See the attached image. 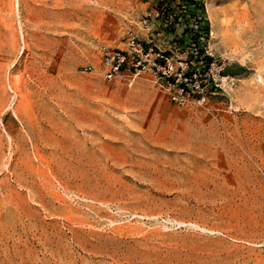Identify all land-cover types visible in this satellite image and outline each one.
Instances as JSON below:
<instances>
[{
  "label": "rangeland",
  "instance_id": "obj_1",
  "mask_svg": "<svg viewBox=\"0 0 264 264\" xmlns=\"http://www.w3.org/2000/svg\"><path fill=\"white\" fill-rule=\"evenodd\" d=\"M164 1L0 0V264H264V0H206L231 107L104 77Z\"/></svg>",
  "mask_w": 264,
  "mask_h": 264
},
{
  "label": "built area",
  "instance_id": "obj_2",
  "mask_svg": "<svg viewBox=\"0 0 264 264\" xmlns=\"http://www.w3.org/2000/svg\"><path fill=\"white\" fill-rule=\"evenodd\" d=\"M153 16L163 27L157 35L169 43L156 45L130 34L122 47H102L104 77L126 76L133 81L142 72H151L177 104L225 95L231 107V86L224 85L223 65L212 59L207 48L206 0H166ZM142 24L150 27L148 18Z\"/></svg>",
  "mask_w": 264,
  "mask_h": 264
},
{
  "label": "trees",
  "instance_id": "obj_3",
  "mask_svg": "<svg viewBox=\"0 0 264 264\" xmlns=\"http://www.w3.org/2000/svg\"><path fill=\"white\" fill-rule=\"evenodd\" d=\"M206 29H208V22L205 23Z\"/></svg>",
  "mask_w": 264,
  "mask_h": 264
},
{
  "label": "bare ground",
  "instance_id": "obj_4",
  "mask_svg": "<svg viewBox=\"0 0 264 264\" xmlns=\"http://www.w3.org/2000/svg\"><path fill=\"white\" fill-rule=\"evenodd\" d=\"M18 17H19V15H18ZM258 163V162H257ZM254 165V164H253ZM256 166V165H255ZM257 166H258V164H257ZM261 169V168H260ZM253 170V169H252ZM262 170H264V169H262ZM253 172H254V170H253ZM260 174V173H259ZM87 197V196H86ZM122 208V207H121Z\"/></svg>",
  "mask_w": 264,
  "mask_h": 264
}]
</instances>
